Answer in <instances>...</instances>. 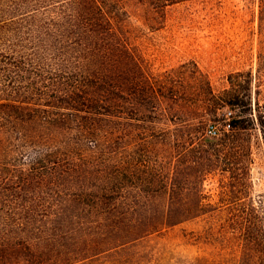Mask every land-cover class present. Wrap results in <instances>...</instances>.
I'll return each instance as SVG.
<instances>
[{"label": "rangeland", "instance_id": "374dc122", "mask_svg": "<svg viewBox=\"0 0 264 264\" xmlns=\"http://www.w3.org/2000/svg\"><path fill=\"white\" fill-rule=\"evenodd\" d=\"M0 7V20L37 10V35L51 44L26 51L53 63L31 70L52 81L35 77L49 95L29 101L50 111L62 160L56 186L53 176L0 183V264H35L25 238L49 264L73 256L81 259L74 264H241V204L264 205L260 0H0ZM188 119L192 134L224 138V160L193 167L175 142ZM212 128L217 137L208 135ZM80 129H96L97 141H80ZM35 151L22 158L29 162ZM90 160L100 163L93 174L64 171L73 162L88 170ZM105 167L121 169L128 184L123 242L160 224L165 212L199 215L116 249L108 236L68 239L70 188L99 194L95 175L110 178L100 173ZM198 192L202 211L193 204Z\"/></svg>", "mask_w": 264, "mask_h": 264}, {"label": "trees", "instance_id": "16d2710c", "mask_svg": "<svg viewBox=\"0 0 264 264\" xmlns=\"http://www.w3.org/2000/svg\"><path fill=\"white\" fill-rule=\"evenodd\" d=\"M13 2L15 1L10 3ZM260 2L262 17L264 16V0H260ZM1 11L2 8L0 7ZM36 11L28 10L17 16L0 20V183L10 180L16 182L15 180L19 176H25L22 180H42L53 176L55 180L53 184L56 186L57 180L55 178L62 175V172L58 170L62 160L60 156L54 153V147L57 145L56 143H59V139L49 131L48 127L52 121V116L50 111L29 101L36 98L43 99V96L49 95L43 92L42 88H36L37 85L34 86L36 84L35 77L52 81L47 74H35L31 71L35 67L42 68L53 65L47 55L34 52L26 53L29 50L46 52L51 49L49 41L39 38L37 35L38 30L33 24L37 16ZM42 15L44 16V14ZM24 80L25 83L23 84L22 81ZM210 94H212L211 88ZM58 97L53 96L55 99ZM228 104L230 105L229 102H227ZM220 105L222 106V104ZM218 109V107L216 110L215 108L214 110L205 108L203 112L207 115H214ZM75 110L80 111L79 108H75ZM56 115L60 114L56 112ZM184 121H186V125L180 130L183 134L180 135L179 139L176 138L175 142L182 147L186 146L187 153L192 155V161L189 162L193 164L194 168L202 164L210 167L215 165L216 159L221 161L225 159L227 143L224 142V138L206 141L199 134L191 133V129L194 127L192 120ZM27 124H32L29 129H25ZM260 124L264 127L262 119H260ZM78 132L82 142H91L94 141L93 139L97 141L99 136L96 129H80ZM33 149L36 150L35 153L29 162H26L25 158L22 157L26 152ZM105 159L110 160L107 156ZM90 162L93 164L88 166V170L85 167L81 168V163L73 162L64 171L70 174L79 173L82 170L85 174H93L95 167L92 166L100 163L90 160L87 161V164ZM106 168L100 173L108 172ZM120 170L108 172L110 178L101 176L102 180L99 175H95V179L103 182L102 187L98 190L100 191L99 194L91 192L88 190V186L85 187L83 184L77 185L76 188H70L69 199L64 202L70 203L69 206L73 209L66 217H72L70 220L74 228L66 231L64 236L71 240L108 236L109 239L115 241L110 249H116L199 215L192 211L165 212L160 224L152 225L138 237L123 242L124 233H127L128 230L121 226L120 217L123 216L124 212L120 209L129 204V198L125 193L128 184L122 176H119V173H123ZM203 199V194L198 192L193 201V204L200 211L205 206ZM241 206V250L243 253L241 264H264V205L259 202L258 206L248 203H243ZM111 222L115 223L114 227ZM24 242L23 245L26 250L32 251L33 255L38 254L35 256L38 259L33 260L35 264L50 263L47 260H42L40 256L42 252L38 246L32 245L31 240L25 238ZM79 260L81 259L73 256L57 264H74Z\"/></svg>", "mask_w": 264, "mask_h": 264}, {"label": "built area", "instance_id": "2783aa9c", "mask_svg": "<svg viewBox=\"0 0 264 264\" xmlns=\"http://www.w3.org/2000/svg\"><path fill=\"white\" fill-rule=\"evenodd\" d=\"M228 127H230V124L228 125ZM219 131L216 128H212L208 130V135L210 137H217L218 136Z\"/></svg>", "mask_w": 264, "mask_h": 264}]
</instances>
